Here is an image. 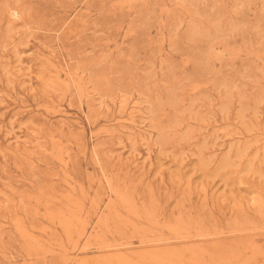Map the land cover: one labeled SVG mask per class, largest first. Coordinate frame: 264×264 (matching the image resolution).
I'll use <instances>...</instances> for the list:
<instances>
[{
	"label": "rangeland",
	"instance_id": "rangeland-1",
	"mask_svg": "<svg viewBox=\"0 0 264 264\" xmlns=\"http://www.w3.org/2000/svg\"><path fill=\"white\" fill-rule=\"evenodd\" d=\"M0 264H264V0H0Z\"/></svg>",
	"mask_w": 264,
	"mask_h": 264
}]
</instances>
